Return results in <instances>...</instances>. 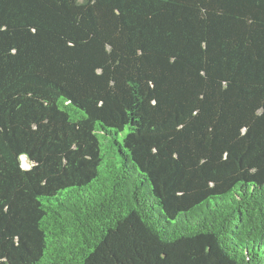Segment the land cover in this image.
Segmentation results:
<instances>
[{"label":"trees","instance_id":"16d2710c","mask_svg":"<svg viewBox=\"0 0 264 264\" xmlns=\"http://www.w3.org/2000/svg\"><path fill=\"white\" fill-rule=\"evenodd\" d=\"M0 264H264V0H0Z\"/></svg>","mask_w":264,"mask_h":264},{"label":"rangeland","instance_id":"374dc122","mask_svg":"<svg viewBox=\"0 0 264 264\" xmlns=\"http://www.w3.org/2000/svg\"><path fill=\"white\" fill-rule=\"evenodd\" d=\"M24 165L27 166L26 162H24Z\"/></svg>","mask_w":264,"mask_h":264}]
</instances>
